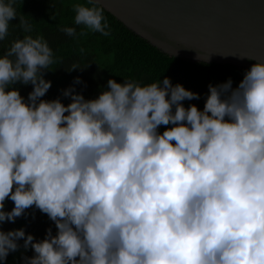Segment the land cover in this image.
I'll list each match as a JSON object with an SVG mask.
<instances>
[{
  "label": "clouds",
  "instance_id": "obj_1",
  "mask_svg": "<svg viewBox=\"0 0 264 264\" xmlns=\"http://www.w3.org/2000/svg\"><path fill=\"white\" fill-rule=\"evenodd\" d=\"M15 2L0 0V41ZM86 3L75 5V25L109 36L99 0ZM53 63L42 36L0 57V224L35 206L57 229L35 243L23 229L0 231V262L23 239L35 253L25 264H264V63L235 89L209 85L202 111L185 108L198 94L167 77L109 79L95 99L69 88L67 106L45 101ZM17 82L32 85L27 102L6 91Z\"/></svg>",
  "mask_w": 264,
  "mask_h": 264
},
{
  "label": "trees",
  "instance_id": "obj_2",
  "mask_svg": "<svg viewBox=\"0 0 264 264\" xmlns=\"http://www.w3.org/2000/svg\"><path fill=\"white\" fill-rule=\"evenodd\" d=\"M78 3L91 7L86 0H16L14 7L17 18L9 21L8 36L0 41V57L15 40L23 39L26 35L33 38L42 36L47 41L53 51L54 63L44 72L43 78L51 82V87L40 98L42 100L59 99L67 106L71 100L62 93L69 88L74 89V94L91 100L108 90L109 79L120 84L124 80H134L143 86L162 82L167 77L173 86L180 84L186 90L198 94L199 99L182 102L185 108L195 105L202 111L209 95V85L216 87L231 80L232 89H235L249 71L232 65L197 63L170 57L129 31L105 10L104 16L111 34L103 36L92 32L74 23V7ZM21 17L31 25V32L24 31L20 26ZM66 27L76 28V36L66 35L62 31ZM81 31L86 34L80 35ZM81 49L85 51L82 53ZM74 64L80 69L68 71ZM77 78L80 83L75 82ZM10 90H18L27 102L28 94L33 89L31 84L17 82L6 89ZM218 91L223 94L224 89L219 88ZM229 94L224 93L222 98ZM170 127L172 125L160 126L158 132L162 134ZM13 208L14 202L6 198L3 211L10 212ZM19 229H23L26 236L32 235L34 243L44 240L48 229H51L53 236L57 233L54 222L35 206L26 209L15 222L6 220L0 224V231L4 233ZM16 242L19 245L17 251L10 252L0 264H25L24 257L30 259L35 256L30 246L24 249L23 239Z\"/></svg>",
  "mask_w": 264,
  "mask_h": 264
},
{
  "label": "water",
  "instance_id": "obj_3",
  "mask_svg": "<svg viewBox=\"0 0 264 264\" xmlns=\"http://www.w3.org/2000/svg\"><path fill=\"white\" fill-rule=\"evenodd\" d=\"M164 54L250 70L264 63V0H99Z\"/></svg>",
  "mask_w": 264,
  "mask_h": 264
}]
</instances>
